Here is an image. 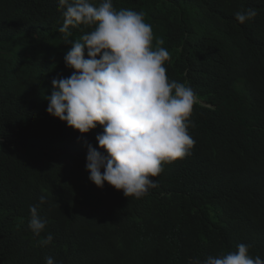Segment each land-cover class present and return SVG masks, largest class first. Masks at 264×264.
<instances>
[{"label": "trees", "instance_id": "16d2710c", "mask_svg": "<svg viewBox=\"0 0 264 264\" xmlns=\"http://www.w3.org/2000/svg\"><path fill=\"white\" fill-rule=\"evenodd\" d=\"M113 6L144 13L170 53L167 77L196 93L195 146L141 199L98 188L85 166L87 145L103 154V128L81 135L47 113L53 79L73 71L58 0H0V264H203L241 243L264 259V0ZM247 8L258 14L240 24ZM70 30L73 41L88 31ZM33 205L47 222L40 237ZM48 233L59 239L44 246Z\"/></svg>", "mask_w": 264, "mask_h": 264}, {"label": "clouds", "instance_id": "9594fccd", "mask_svg": "<svg viewBox=\"0 0 264 264\" xmlns=\"http://www.w3.org/2000/svg\"><path fill=\"white\" fill-rule=\"evenodd\" d=\"M63 10L64 34L70 50L64 56L73 70L67 78L53 79L52 94L45 97L47 113L81 135L98 125L99 149L87 145L86 171L98 188L104 184L122 191L127 198L141 199L157 187L153 178L163 165L188 156L195 146L189 134L191 115L198 98L194 90L169 80L165 63L169 51L161 47L143 12L116 10L113 0H58ZM256 9H241L235 19L244 24L257 16ZM88 31L80 40H70V29ZM85 52L87 58H85ZM46 203L44 196L39 204ZM39 205L30 206L29 228L36 237L47 222L39 216ZM59 239L48 233L39 242L47 246ZM250 245L237 251L209 256L203 264H264L250 255ZM45 264H55L52 257Z\"/></svg>", "mask_w": 264, "mask_h": 264}]
</instances>
